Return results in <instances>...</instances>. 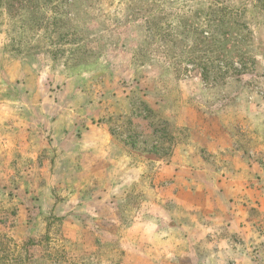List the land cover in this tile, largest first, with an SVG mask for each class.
I'll use <instances>...</instances> for the list:
<instances>
[{"label":"rangeland","instance_id":"obj_1","mask_svg":"<svg viewBox=\"0 0 264 264\" xmlns=\"http://www.w3.org/2000/svg\"><path fill=\"white\" fill-rule=\"evenodd\" d=\"M0 124V264H183L209 179L264 221V0H0Z\"/></svg>","mask_w":264,"mask_h":264},{"label":"crops","instance_id":"obj_2","mask_svg":"<svg viewBox=\"0 0 264 264\" xmlns=\"http://www.w3.org/2000/svg\"><path fill=\"white\" fill-rule=\"evenodd\" d=\"M4 127L0 124V161L8 153ZM230 174L204 183V201L197 205L183 204L176 197L171 228L180 231L188 244V252L180 258L183 264H264V221L252 215L255 202ZM175 187L182 194L181 185Z\"/></svg>","mask_w":264,"mask_h":264},{"label":"trees","instance_id":"obj_3","mask_svg":"<svg viewBox=\"0 0 264 264\" xmlns=\"http://www.w3.org/2000/svg\"><path fill=\"white\" fill-rule=\"evenodd\" d=\"M207 34L209 35V32H207ZM209 36H211V35H209ZM213 36V35H212Z\"/></svg>","mask_w":264,"mask_h":264}]
</instances>
